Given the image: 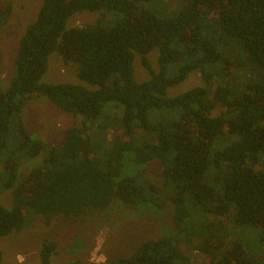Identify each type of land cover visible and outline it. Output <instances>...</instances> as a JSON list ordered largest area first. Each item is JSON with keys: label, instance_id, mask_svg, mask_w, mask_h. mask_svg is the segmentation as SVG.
I'll use <instances>...</instances> for the list:
<instances>
[{"label": "trees", "instance_id": "1", "mask_svg": "<svg viewBox=\"0 0 264 264\" xmlns=\"http://www.w3.org/2000/svg\"><path fill=\"white\" fill-rule=\"evenodd\" d=\"M145 1L42 0L35 19L24 28L14 75L0 89V183L12 189L13 202L11 208L0 203V237L22 228L26 209L43 215L48 224L54 216L82 219L114 201L128 207L150 203L157 209L169 204L174 230L164 229L165 234L142 241L129 255L116 256L114 264H189L182 239L190 245L188 250L204 255L201 264H252L239 243L225 246L222 223L232 214L238 225L264 227V0H185L176 15L163 17L143 6ZM103 10L122 16L113 25L99 18L66 27L74 12ZM11 11V3L0 0V25ZM208 13L221 32L237 42L240 56L258 78L240 90L227 70L205 68L221 58L203 32L202 17ZM155 48L156 72L146 58ZM54 51L65 62L76 63L79 78L96 88L43 82L48 56ZM133 52L150 73L142 82L133 76ZM170 64L176 66L174 75L167 73ZM195 70L202 85L165 96L167 88ZM215 77L219 82L210 85ZM37 96L64 112L84 115L85 122L66 128L58 145L33 138L22 123L21 111L27 100ZM107 103L121 108L118 126L112 115L103 114ZM215 104L221 111L213 117ZM163 108L179 109L180 117L148 119L150 109ZM97 120L102 123L94 124ZM13 121L20 140L10 151ZM108 123L113 126L106 145L100 131ZM224 135L231 141L212 150L216 138ZM25 156L43 158L22 176L18 168ZM124 160L142 167L157 163L160 186L143 179L142 169L122 175ZM195 212L215 219L194 227L187 222L194 223ZM56 247L54 241L43 240L40 264H49Z\"/></svg>", "mask_w": 264, "mask_h": 264}, {"label": "rangeland", "instance_id": "2", "mask_svg": "<svg viewBox=\"0 0 264 264\" xmlns=\"http://www.w3.org/2000/svg\"><path fill=\"white\" fill-rule=\"evenodd\" d=\"M6 1L11 3L12 11L7 22L0 25V89L8 86L14 75V60L17 55L19 37L24 28L35 19L42 3V0ZM184 2L185 0H148L142 4L163 17L176 15ZM121 16L120 12L111 10L74 12L67 19L66 27L93 23L99 18H102L105 24L113 25ZM202 24L204 35L212 40L221 54L220 60L205 65L206 69L210 71L227 70L228 76L237 90H240L247 81L258 79L251 67L243 60L244 56H240L237 42L221 32L214 23L213 15L208 13L202 17ZM157 57L158 50L156 48L146 54L149 67L154 72L158 70ZM132 66L135 81L142 82L150 77L149 71L143 67L141 57L136 52H133ZM167 73L174 75L176 66L170 64ZM42 81L72 82L89 89L96 88L79 78L76 63L65 62L55 51L48 56V68ZM217 82L219 80L215 77L210 85L215 86ZM198 85H202V81L199 73L195 70L190 72L182 82L167 88L165 96L174 97ZM113 105L115 104H105L102 111L104 116L106 112L110 116L112 115V122L118 126L121 108ZM219 111H221V107L215 104L211 116L214 117ZM179 117V109L163 108L148 111V119L151 122L178 119ZM21 120L33 138L50 145H58L63 138L65 129L69 126H80L85 122L84 115L64 112L44 96L33 97L25 102L21 111ZM99 120L93 123L101 124L102 120L100 122ZM87 124L91 125L90 122ZM112 126L108 123L107 127L100 131L101 135L102 133L105 135L106 145L111 140ZM100 134L99 136H101ZM147 136L150 138V135L147 134ZM97 139L98 137H95V140ZM19 140L17 122L13 121L9 126L8 149L10 151L16 149ZM229 141H231V137L228 135L217 137L212 145V150L220 148ZM42 158L43 156L22 157L18 173L23 176L31 168L41 164ZM122 162V175L134 174L142 169L143 179L152 181L155 185L161 184V168L157 163L145 164L142 167L132 161L124 160ZM205 180L207 179L205 178ZM154 197L159 199L157 194ZM160 198L163 199L164 196L162 195ZM0 203L6 208H11L13 205L12 189L2 188L1 183ZM149 204L141 203L128 207L114 201L110 207L102 211L88 212L82 219L73 220L69 217L54 216L48 224L44 223L43 215L26 209L22 228L0 237V264H40L39 250L44 239L52 240L57 244L49 264H114L113 259L116 256L129 255L142 241L159 236L160 233L165 234L167 231H163L164 229L174 230L172 207L168 204L157 209ZM231 215H226L227 220L222 223L225 230V246L228 243L237 242L243 247L252 264H264V227L238 225L233 221ZM191 218L195 220L194 223L189 221L187 223L197 227L200 222L206 219H215V215L208 214L206 216V213L195 212ZM189 228L191 227L188 226L187 229ZM192 239V243H196L197 238L193 237ZM180 243L190 258L189 264L202 263L204 256L202 253L194 249L188 250L187 245H190L183 239L180 240Z\"/></svg>", "mask_w": 264, "mask_h": 264}]
</instances>
